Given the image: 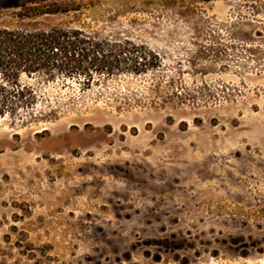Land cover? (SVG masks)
<instances>
[{
    "label": "rangeland",
    "instance_id": "1",
    "mask_svg": "<svg viewBox=\"0 0 264 264\" xmlns=\"http://www.w3.org/2000/svg\"><path fill=\"white\" fill-rule=\"evenodd\" d=\"M55 5L72 10L18 15ZM0 26L161 60L30 80L43 115L0 118V264H264V0H0Z\"/></svg>",
    "mask_w": 264,
    "mask_h": 264
},
{
    "label": "trees",
    "instance_id": "2",
    "mask_svg": "<svg viewBox=\"0 0 264 264\" xmlns=\"http://www.w3.org/2000/svg\"><path fill=\"white\" fill-rule=\"evenodd\" d=\"M71 10L62 5L31 6L18 15L25 19ZM160 65L155 51L129 37L105 36L84 27L29 30L0 26V118L43 115L36 112L40 95L30 82L33 79L77 80L90 88L120 75H147Z\"/></svg>",
    "mask_w": 264,
    "mask_h": 264
}]
</instances>
